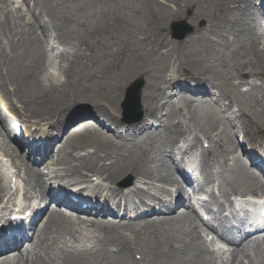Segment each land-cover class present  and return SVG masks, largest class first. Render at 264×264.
I'll use <instances>...</instances> for the list:
<instances>
[{
	"label": "bare ground",
	"instance_id": "obj_1",
	"mask_svg": "<svg viewBox=\"0 0 264 264\" xmlns=\"http://www.w3.org/2000/svg\"><path fill=\"white\" fill-rule=\"evenodd\" d=\"M31 1L34 6L31 11L28 6V19L20 8L12 7V0H0V97L5 113L11 107L9 115L16 120L12 111L21 113L30 108L36 114L53 110L45 115L56 117L80 103L89 107L85 115L99 120L106 129L99 131L93 122L86 121L71 130L57 160L48 164L47 174L24 161L31 190L43 195L46 203L51 177L70 184L83 181L86 171L105 177L112 185L131 175L145 182L150 192L137 186L127 192L110 190L117 208L124 203L125 209L136 211H124L121 217L120 211L114 214L112 209L79 208L91 217L112 214L130 220L106 223L97 218L83 224L98 234L93 249L69 246V242H81L80 227L54 211L41 229L36 247L42 254L37 260H30L29 254L19 261L10 254L0 264H264V239L260 236L246 242L240 230L227 231L215 224L217 240L231 247L224 260L213 249L216 240L209 241L210 234L199 231L196 217L178 211L189 201V191L173 173L174 164L177 167L183 159L173 157L169 149L176 144L173 136L182 128L179 116L184 111L211 147L202 156L200 179H193L195 189L217 185L223 198L264 196V182L236 156L238 135L243 142L264 146V0H141L138 4L129 0ZM201 8L203 12H199ZM188 12L194 22L208 13L212 25L184 44L172 41L177 51H167L169 22L180 13L188 18ZM52 34L60 46L75 52L54 53ZM158 43L153 60L152 49ZM82 46L91 55L83 58L84 53H78ZM187 62L191 69L185 66ZM120 65L123 69L115 72ZM53 66L62 79L50 72ZM84 77L90 79L87 86ZM145 77L150 81L142 92L144 117L127 127L120 115L126 88ZM186 77L189 82H178ZM206 86L219 89L215 101ZM174 94L179 96L178 104ZM198 96L204 100L202 110L196 105ZM225 97L232 99L231 107L223 104ZM233 104L244 112L241 117L231 110ZM212 129L222 132L217 141L211 139ZM162 132L166 135L161 136ZM229 155L234 158L232 165L228 164ZM154 189L156 194L151 193ZM176 191L183 192V197L174 202L172 193ZM211 199H216L214 191ZM57 202L69 204L68 200ZM46 209L50 211L47 204L41 211ZM154 213L159 217L142 219ZM2 242L4 247L17 245V240Z\"/></svg>",
	"mask_w": 264,
	"mask_h": 264
},
{
	"label": "rangeland",
	"instance_id": "obj_2",
	"mask_svg": "<svg viewBox=\"0 0 264 264\" xmlns=\"http://www.w3.org/2000/svg\"><path fill=\"white\" fill-rule=\"evenodd\" d=\"M131 3H135V4H138L139 3V1H141V0H129ZM159 1H161L162 2V0H159ZM12 2H13V8H15V9H17V8H20V10H22V14L23 15H27V18L28 19H30V17H31V14H29V7L28 6H30V11L31 10H33V6H34V2H32L31 0L30 1H28V3L27 2H25V0H12ZM185 4H188V3H186L185 1H183ZM163 3V2H162ZM177 3V2H176ZM178 3H180V2H178ZM55 4H58V2H55ZM61 3H59V5H60ZM62 6V5H61ZM171 6H173V5H171ZM203 10H205V12H209L208 10H206V9H203ZM202 11V8L201 9H199V12H201ZM39 12V11H38ZM170 12V11H169ZM203 12V11H202ZM184 15H182V13H180L179 15H177V17H173L172 18V20L169 22V25H168V33H167V37H166V44H165V46L168 48V49H166L167 51L169 50V52L170 51H172L173 52V50L174 51H177V45L176 44H174L173 42H176L177 40L176 39H174V38H172V31H171V29H172V26H173V24L175 23V22H185V24L187 25V26H191V27H193L194 28V35L193 36H196L197 34H198V32L199 31H201V30H205L206 28H207V26L208 25H212V24H209V22L211 21V18H212V16L209 18L208 17V13H206L205 14V16L204 17H201L198 21H196V22H194V21H192L191 20V16H193L192 15V13H189L188 12V15H187V17L188 18H185V16L183 17ZM199 30V31H198ZM198 31V32H197ZM195 32H197V34H195ZM185 32H180L179 33V35H183ZM53 36H52V44L54 45V53L56 52V53H64V52H66V53H69V54H72V53H74L75 51L74 50H71L69 47H63V46H60V43H59V41H58V39H57V37L56 36H54V34H52ZM91 38V36L89 35V36H87V38L89 39V41H90V38ZM94 37V36H93ZM108 37V36H107ZM94 39V41L97 39V37L96 38H93ZM187 39H188V37H186L185 39H183V40H178V41H180V42H186L187 41ZM91 41H92V39H91ZM173 41V42H172ZM109 43H111L112 42V40L111 39H109V41H108ZM96 44V43H95ZM160 43H158V44H156L155 45V47L152 49V58H153V60H156V58H154V51L156 50V52H158L159 51V49L157 48L158 47V45H159ZM97 45V44H96ZM153 47V46H152ZM147 48V47H146ZM181 49H183L184 50V48L183 47H180ZM115 49V48H114ZM150 49L151 48H147V50H149V52H150ZM116 51H117V49H116ZM167 51H164L165 53L164 54H166L167 53ZM52 53V52H51ZM78 53H84V55H83V58H85L86 56H88V55H91V53H88V51H87V47L86 46H82L81 47V49L79 50V52ZM87 54V55H86ZM128 54H129V52H128ZM138 58H137V57ZM135 57L137 58V59H139V55H136ZM155 63H154V61H151L150 62V66L151 67H153V65H154ZM84 65H86V61H85V64ZM185 66L188 68V69H191V65L189 64V62H187V63H185ZM173 67V66H172ZM116 69V68H115ZM123 69V66L122 65H120V68H118L117 70H115V72L117 71V72H120L121 70ZM172 70H174V69H172ZM50 72L53 74V76H58V78L59 79H62L61 78V74H60V72L57 70V68L55 67V66H53V68L52 69H50ZM81 71H78V73H80ZM94 72H96V71H94ZM173 71H171L170 73H172ZM165 75V73H163L162 74V78H163V76ZM84 81L83 82H85L84 84H86V86H87V84H89V77H84ZM165 79H166V77H165ZM184 81H188V79H183ZM64 81V79L61 81V82H63ZM139 81H141L142 83H143V90L145 91V90H147L146 89V86L145 85H148L147 83L150 81V79H147L146 77L143 79H138V80H135V81H132V83H129L128 84V86H127V88H126V90L130 87V86H132L133 84H135V83H137V82H139ZM175 81H177V80H175ZM179 82V81H178ZM85 86V87H86ZM83 87H84V85H83ZM90 87H92L91 85H90ZM83 91V90H82ZM126 95H127V93L125 94V97H124V99H123V103L125 102V99H126ZM178 96V94H176V97ZM174 98H175V94H174V96H173ZM178 100V99H177ZM165 101H167V100H165ZM164 101V102H165ZM121 106H122V104H121ZM89 107H87V106H81L80 105V103H78L77 104V108L75 109L76 111H80L81 112V114H85L86 112H88L89 110ZM142 110H143V112H144V108H143V106H142ZM72 111V110H71ZM145 113V112H144ZM243 115V112H237V116H242ZM253 116V115H252ZM88 119H91V116L89 115L88 116ZM121 120L123 121V117H122V115H121ZM78 121H80L79 123H77L78 125L82 122V119H80V120H78ZM124 122V121H123ZM122 122V123H123ZM125 123V122H124ZM76 124V125H77ZM93 124H95V127L97 128V129H103V130H105V128H103V127H101L100 125H99V123L97 122V120H94V123ZM126 124V123H125ZM191 126H194L193 124H191ZM214 129V128H213ZM213 129L212 130H209V131H213ZM196 131H197V129H196ZM214 132V131H213ZM2 134V133H1ZM200 136L201 135H203L202 133H200L199 134ZM216 135H214V137H215ZM2 138V137H1ZM4 138V137H3ZM204 137L202 136V139H203ZM240 140H241V137H238ZM214 139H217V138H214ZM4 140V139H3ZM0 141H1V139H0ZM112 141H115V140H112ZM117 141V140H116ZM207 143V142H206ZM247 145V144H246ZM1 146H2V142L0 143V148H1ZM191 146L193 147V151L194 152H197V151H200L201 150V147H200V145L199 144H197L196 143V136H195V138H192L191 139ZM244 146H245V144H244ZM244 146H242L241 147V149L244 147ZM240 150V149H239ZM239 152V151H238ZM233 155H231V156H228L227 157V160H229V162L231 163V164H233V157H232ZM6 157L4 156V154H3V152L1 151V149H0V168L2 167V164H4V160L6 161V159H5ZM56 158V157H55ZM54 158V159H55ZM73 163H75V162H73ZM14 169H15V167H14ZM40 169L44 172H47V170H45V165L43 166H40ZM175 173V172H174ZM162 175H164V174H162ZM175 175L177 176V178H178V175L175 173ZM179 179V178H178ZM25 182V181H24ZM7 183V182H6ZM6 190L8 191V185L6 184ZM7 191H6V193H7ZM6 193H5V195H6ZM148 218H155V216H150V217H148ZM148 218H146V219H148ZM83 232H84V234H85V236H86V238H81V242H79V244L78 243H76V244H73L72 242H69L68 243V245L69 246H86V245H91L92 243H94V240H93V238L95 237V236H97V233L92 229V228H89V229H84V230H82ZM52 237H55V236H52ZM52 243V241H50L49 242V244H51ZM84 244H86V245H84ZM63 247V246H62ZM26 256V255H25ZM20 258V257H19ZM17 259H18V257H17ZM24 264V263H23Z\"/></svg>",
	"mask_w": 264,
	"mask_h": 264
},
{
	"label": "water",
	"instance_id": "obj_3",
	"mask_svg": "<svg viewBox=\"0 0 264 264\" xmlns=\"http://www.w3.org/2000/svg\"><path fill=\"white\" fill-rule=\"evenodd\" d=\"M190 31H192V30H190ZM128 113H129V111H128V108H127V110H126V116H128Z\"/></svg>",
	"mask_w": 264,
	"mask_h": 264
}]
</instances>
